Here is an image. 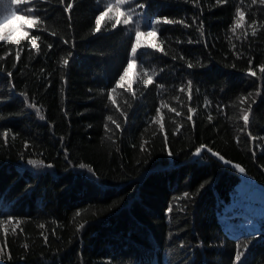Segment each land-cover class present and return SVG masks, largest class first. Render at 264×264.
Returning <instances> with one entry per match:
<instances>
[{
    "label": "trees",
    "instance_id": "1",
    "mask_svg": "<svg viewBox=\"0 0 264 264\" xmlns=\"http://www.w3.org/2000/svg\"><path fill=\"white\" fill-rule=\"evenodd\" d=\"M0 1L17 15L0 25V264H264V221H222L244 179L264 189L260 0Z\"/></svg>",
    "mask_w": 264,
    "mask_h": 264
},
{
    "label": "snow or ice",
    "instance_id": "2",
    "mask_svg": "<svg viewBox=\"0 0 264 264\" xmlns=\"http://www.w3.org/2000/svg\"><path fill=\"white\" fill-rule=\"evenodd\" d=\"M35 2H36V3H40L41 0H35ZM125 2H126V0H118V3H125ZM260 2H261L262 4H264V0H260ZM133 3L136 5V7H133V9H132L133 12H136V11H137V7L140 8V9H142V8L144 7L143 4H140V3H139V0H133ZM72 6H73V5H72L71 3H69L68 6H67V8L65 9V11L70 13ZM20 11H24V9H20ZM109 11H111V6H109L108 10H106V11H101L100 14H99V16H98L97 19L95 20V32H96V33H99V32L101 31V27H100V25H101V21H103V20L105 19V17L108 16ZM28 14L31 15V8H30V7H29V10H28ZM121 15H122V13H121ZM138 15H139V14H138ZM16 16H17V15H16L15 11L11 12L10 15H9L8 17H4L3 19H0V25H2V26L5 27V26H6L10 21H12V19H14ZM243 18H244L243 13H240V19L237 20V22H236V26H237V27L242 26V25H241V21L243 20ZM131 19H132V17L129 16V20H131ZM119 22H120L119 19H117V20H116V23L119 24ZM163 22L166 23V24H174V23H181V24H182V23H183V21H174V20H170V19H167V18H165ZM27 23H28L29 25H32V24L34 23V20H32V19H28V22H27ZM125 23H128V21H125ZM159 23H160V20H154V21L152 22V30L147 31L146 33H145V32H142V31H136V32H135V45L132 46L131 49H130V53H131V55H132L133 57H136V56H137V48H138V46H139V44H140L141 37H143V36H145V35H147L148 37H155V36L157 35V32H156V30H155V25H156V24H159ZM138 26H139V25H138ZM233 31H235V29H233ZM14 34H15V31H13V36H14ZM2 39H3V36H0V40H2ZM39 39H40L39 36H35V37H33L32 47H34V48L36 47L35 41H36V40H39ZM65 43H67V41H65ZM48 47L50 48L51 45H48ZM151 47H152V48H155L156 45L153 44V45H151ZM37 51H39V49H37ZM19 58H20V52L18 51V52H16V59L19 60ZM63 64H64L65 66H67V65L69 64V59H64V60H63ZM187 66H188L189 68L193 67V65H192L191 63H189ZM134 67H135V60H133V61H131V62H129V63L127 64V68H126V70L124 71L123 75L119 78L120 81H123V80L125 79V77H127V76L129 75V73L131 72V70H132ZM260 70H261L262 72H264V65L260 66ZM251 74L254 76V75H255V72H252ZM152 82H153V81H152V78L149 77L148 80H147V83H148V84H151ZM187 86H188V88L190 89L191 86H192V81L189 80V81L187 82ZM183 90H184L183 88L180 89V91H183ZM111 91H112V92H115V91H116V88H115V87L112 88ZM244 99H247V97H245ZM113 103H115V101H113ZM241 103H243V101H241ZM33 107H35V106L33 105ZM172 111H175V109H172ZM247 111L250 112V111H251V108H249ZM177 115H179V113H177ZM107 119H108L109 121H112L114 124L116 123V122L113 120V118H112L111 115H109V116L107 117ZM187 119L191 121V120H192V116L189 115V116L187 117ZM209 119H211V117H209ZM242 119H243L245 125H247L248 122H249V115H248V114H244L243 117H242ZM105 127H107V125H106ZM116 127L119 128L120 125H119V124H116ZM4 135L7 136V132H5ZM208 151H209V152H212L211 149H208ZM199 153H200V149L198 148V149L196 150V154H199ZM212 154H213V155H219L218 153H212ZM168 155L171 156L172 153L169 152ZM219 158H220L221 160L224 159L222 156H220ZM225 162H226V163H229V162H227V161H225ZM29 163H30V164H33V165H39V164H41L42 162H41V161H38V160H30ZM80 167L83 168V167H85V166H84V165H80ZM236 167L238 168V170H239L240 173H244V172H245V169H244L243 167H240L239 165H236ZM184 195L187 196L188 193H184ZM172 210H173V209L170 207V208L168 209V212L171 213ZM41 227H43V225H41ZM80 227L83 228L84 225L81 224ZM45 239H46V238H45ZM242 255H243V252L238 253V254L236 255V257H235V260H236V261H239V260L241 259V256H242Z\"/></svg>",
    "mask_w": 264,
    "mask_h": 264
},
{
    "label": "rangeland",
    "instance_id": "3",
    "mask_svg": "<svg viewBox=\"0 0 264 264\" xmlns=\"http://www.w3.org/2000/svg\"><path fill=\"white\" fill-rule=\"evenodd\" d=\"M0 1V9L3 8ZM229 207V208H228ZM238 208L233 219L223 217L222 221L231 233L240 237L252 234L260 229V222L264 221V189L253 180L246 178L240 183L233 195L232 202L227 206L228 210Z\"/></svg>",
    "mask_w": 264,
    "mask_h": 264
},
{
    "label": "water",
    "instance_id": "4",
    "mask_svg": "<svg viewBox=\"0 0 264 264\" xmlns=\"http://www.w3.org/2000/svg\"><path fill=\"white\" fill-rule=\"evenodd\" d=\"M208 149H211L210 147L208 146H204L202 149H201V152H207L209 153L210 156H212L213 158H215L216 160L220 161L221 163H223L225 166H228V167H231L233 169H236L238 170V168L236 167V165H239L238 163H235L233 161H230L228 160L227 158H225L222 154L214 151L213 149L212 152H209ZM212 153H218L219 155H213ZM222 156L224 159L221 160L219 157ZM225 161L229 162V163H226ZM240 167H242L241 165H239ZM239 171V170H238ZM240 173V172H239ZM240 175H243V173H240Z\"/></svg>",
    "mask_w": 264,
    "mask_h": 264
},
{
    "label": "bare ground",
    "instance_id": "5",
    "mask_svg": "<svg viewBox=\"0 0 264 264\" xmlns=\"http://www.w3.org/2000/svg\"><path fill=\"white\" fill-rule=\"evenodd\" d=\"M244 28V27H243ZM242 28V30H243ZM230 37V36H229ZM241 38V37H240ZM235 43V42H234ZM250 63V62H249ZM248 68V67H247ZM259 70V69H258ZM260 72V71H259ZM244 74V73H243ZM249 78V77H248ZM263 78V77H262ZM247 79V78H246ZM259 79V78H258ZM250 80V79H249ZM252 80V79H251ZM258 81V80H257ZM257 83V82H256ZM263 83V82H262ZM263 86V85H262ZM257 88V87H256ZM255 90V89H254ZM249 96V95H248ZM169 135V134H168ZM204 154V153H203ZM208 154V153H207ZM200 159V158H199ZM68 169V168H67ZM143 183V181H142ZM15 198V197H14ZM12 199V198H11ZM10 200V199H9ZM3 204V203H2ZM229 208V207H228ZM8 233V232H7ZM10 233V232H9ZM261 233V232H260ZM254 237V236H253ZM9 241V240H8ZM13 241V240H12ZM15 242V241H14ZM12 244V243H11ZM156 246V245H155Z\"/></svg>",
    "mask_w": 264,
    "mask_h": 264
}]
</instances>
